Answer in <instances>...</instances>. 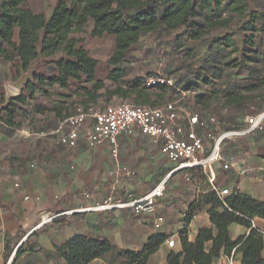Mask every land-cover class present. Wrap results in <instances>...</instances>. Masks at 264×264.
<instances>
[{
  "label": "crops",
  "instance_id": "1",
  "mask_svg": "<svg viewBox=\"0 0 264 264\" xmlns=\"http://www.w3.org/2000/svg\"><path fill=\"white\" fill-rule=\"evenodd\" d=\"M26 8L45 15H49L51 10L44 12ZM92 30V23L87 22L83 31L73 34L72 38L78 41L79 47L87 50L83 37L85 32L92 36ZM105 36L92 37L98 39ZM54 59L46 58L33 64L30 67L33 79L35 75H56L57 71L51 65ZM33 79L29 82L32 93L26 89L20 91L29 83L15 93L8 94L0 89L2 105L6 107L10 103L16 110L10 123L5 122V112L0 121V260L10 240L14 247L7 263L10 264L14 252L27 235H32L30 238L35 246L32 253L21 256L23 264H64L43 251L52 253L55 247L75 236L109 242L117 250L139 252L153 235L163 234L167 238L176 235L182 213L187 212L201 194L203 186L210 190L202 171L197 169L200 174L187 171L170 175L175 165L160 153L159 147L149 137L138 131L118 137L116 158L112 157L106 142L88 147L84 134L91 126L90 119L80 129L75 147L62 145L60 139L68 130L63 122L77 109L92 106L74 96L84 86L75 82H69L66 88L56 84L37 86ZM261 89V98L247 100L249 104L242 108L231 105L221 109L220 101L210 103L212 112L205 111L203 114L222 117L219 128H213L218 129V133H213L218 135L225 131L221 130L223 127L242 125L245 116L263 112L264 86ZM19 94L23 96L22 100H9ZM82 104H86L85 107ZM179 109V124H185L184 111L202 114L197 109ZM235 140L223 142L222 156L233 167L223 170L220 163L215 164V184L219 189H236L238 193L261 202L264 200V129ZM204 142L205 147L210 149L211 142L206 138ZM163 179H166V188L164 196L155 203L154 215L136 217L130 209L80 211L109 196L122 201L140 198ZM207 209L198 212L188 224L190 241L199 229L210 226ZM49 216L56 217L47 222ZM155 217L163 219L158 228L153 226ZM252 228L263 235L261 255L264 259V220L254 218ZM249 232L242 226L229 227L232 240L246 238ZM170 251H181L179 238L173 249H168L164 242L149 256L146 264H167ZM241 259V254L232 253L222 256L214 264H241ZM89 264L106 263L95 259Z\"/></svg>",
  "mask_w": 264,
  "mask_h": 264
},
{
  "label": "trees",
  "instance_id": "2",
  "mask_svg": "<svg viewBox=\"0 0 264 264\" xmlns=\"http://www.w3.org/2000/svg\"><path fill=\"white\" fill-rule=\"evenodd\" d=\"M28 1L0 0V62L9 64L20 77L33 64L46 58H55L51 65L57 74L35 75L33 82L37 86L56 84L66 88L69 82H75L84 85L83 94L90 99L103 88V83L96 78L98 62L72 38L73 34L83 31L87 22H91L93 37L105 34L113 38L108 65L111 80L118 84V88L109 93L119 94L122 92L121 86H124L126 93L137 95L134 105L157 107L153 103L149 104L147 98L149 95L163 98L171 92L174 87L166 83L171 82V79L148 76L124 82L130 50L140 43L143 36L158 31L178 33L177 36L184 40L199 38L203 28L228 26L231 16L237 19L235 30L207 41L204 60H199L198 66L189 67L179 84L182 83L184 91L196 90V102L205 109L209 108L211 101L209 86L214 80H224L227 72L245 76L247 81L256 83L248 85L247 91L264 86V68L261 70L257 66L259 61L252 40L254 34L264 36V10L247 9L245 3L249 0H56L49 15L33 13L25 6ZM215 52L223 56H217ZM261 62H264V56ZM148 78H161L164 83L147 86ZM24 89L33 92L30 83L20 91ZM226 93L228 98L222 103L224 107L233 105L242 108L247 105V100L252 101L239 95L235 87L227 85ZM22 99L23 96L19 94L9 100ZM3 112L7 123L16 114L10 103L6 107L2 105L1 97L0 121L3 120ZM204 112H200L201 116H206ZM243 126L244 123L227 130H238ZM213 128L208 126L205 132L213 133ZM197 169L189 171L194 174ZM205 208H208L210 226L199 229L191 241L182 236V231L179 237L181 251H170L167 264H214L222 256H230L232 253L241 254V264H264L261 255L263 235L252 228L254 218L264 220V200L259 202L237 193L221 201L216 193L203 186L201 194L186 212L185 223L189 224ZM231 225L242 226L250 232L246 238L232 240L229 233ZM31 236L16 249L10 264H23L21 256L33 252L35 244ZM166 239L167 236L163 234L153 235L141 251L130 252L117 250L109 242L75 236L55 247L54 252H43L64 264H89L95 259H101L106 264H146L149 256ZM13 251L14 247L8 240L0 264H7Z\"/></svg>",
  "mask_w": 264,
  "mask_h": 264
},
{
  "label": "built area",
  "instance_id": "3",
  "mask_svg": "<svg viewBox=\"0 0 264 264\" xmlns=\"http://www.w3.org/2000/svg\"><path fill=\"white\" fill-rule=\"evenodd\" d=\"M156 83H164L163 79L148 78L147 86ZM170 83V82H166ZM177 103H166L161 107L146 105H134L132 103H120L107 105L103 109L88 107L77 109L76 113L63 122L68 128L67 133L60 139L62 145L75 147L80 129L87 119L91 120L90 128L84 134V140L88 147H94L106 142L110 148L112 157H117L118 137L131 135L134 131L150 138L151 142L159 147L160 153L175 167L170 175L177 172H187L198 168L205 175L210 191H213L223 201L224 197L237 194L236 189H219L216 184L215 164L220 163L223 170L233 167V164L224 160L222 145L226 140L251 136L264 129V111L246 116L244 126L238 130H225L215 135L205 132L208 126L217 123V117L211 114L201 116L198 113L182 112L185 124L177 121L179 114ZM204 133L206 135H204ZM211 142L210 149L205 147L204 139ZM166 179L161 180L148 193L140 198L122 201L111 196L104 198L96 205L80 211L105 212L117 209H130L136 217L140 215H154L155 203L164 196ZM59 216V215H57ZM56 216L46 218L50 222ZM186 212L182 213L179 222L178 233L170 235L165 244L168 249H173L176 239L184 231L190 241L191 233L184 219ZM194 218V217H193ZM163 222L161 217H155L153 226L158 228ZM161 246V245H160Z\"/></svg>",
  "mask_w": 264,
  "mask_h": 264
},
{
  "label": "rangeland",
  "instance_id": "4",
  "mask_svg": "<svg viewBox=\"0 0 264 264\" xmlns=\"http://www.w3.org/2000/svg\"><path fill=\"white\" fill-rule=\"evenodd\" d=\"M54 1L55 0H29L25 6L34 11L47 12L51 9ZM245 6L247 9L263 11L264 0H249L245 3ZM231 17L232 20L226 27L203 28L202 31H200L201 36H199V38L184 40L177 36L178 33L168 34L163 31L143 36L140 43L129 52L128 62L126 64L127 76L123 81L129 82L137 78H147L148 76H165L171 79L170 85H172L174 89L168 94H165L163 98L149 95L147 98L150 102L149 104L153 103L155 106L160 107L165 103H177L178 107L181 109H190L192 111L197 109L198 112L207 111L211 113L212 110H210V106L208 109H205L202 105L197 104L196 93L198 92L196 90L184 91L182 83L179 84V80L189 67L198 66L199 60H204L205 53L207 52V41L213 37L221 36L226 32L235 30L237 19L235 16ZM252 40L254 43L255 56L259 61L257 66L262 70L264 68V62H261L264 56V36L254 34ZM83 41L89 55L97 59L98 68L96 78L103 83V88L95 93L92 99L84 95L82 89L78 90L79 93H76L74 96L81 98L84 103L91 104L95 108L120 103L136 104L137 95L126 93L124 86H121L120 89L122 92L119 94L109 93L118 88V84L111 80L108 65L109 56L113 50V38L106 35L104 38L95 39L89 33L85 32ZM215 55L219 56L222 55V53L215 52ZM29 72H32V68L25 73ZM19 78L14 68L9 64L0 62V89L8 94L15 93L17 90L13 85ZM250 84L253 85L256 83L252 80L247 81L245 76L231 75L227 72L226 75H224V80H214L213 84L209 86V89H211V93H209L211 99L210 103L215 101L224 103L228 98L226 93L227 85L235 87L239 95H243L251 100L261 98L262 89L257 88L252 91L246 90ZM77 85L82 86L83 84L77 83ZM215 91H218V93H215ZM148 93L152 94L151 92ZM86 104L82 105L84 106ZM220 108L224 109L225 107L221 105ZM220 124H222V117L218 115L217 123L214 125L215 128H219ZM227 129L229 128L223 127L221 130ZM214 131L217 132L218 129ZM227 141L236 140L232 139Z\"/></svg>",
  "mask_w": 264,
  "mask_h": 264
},
{
  "label": "water",
  "instance_id": "5",
  "mask_svg": "<svg viewBox=\"0 0 264 264\" xmlns=\"http://www.w3.org/2000/svg\"><path fill=\"white\" fill-rule=\"evenodd\" d=\"M33 79V72L25 73L20 76V78L17 80V82L13 85V87L16 90H20L23 85L26 83L31 82ZM29 235H27L25 238H27Z\"/></svg>",
  "mask_w": 264,
  "mask_h": 264
}]
</instances>
